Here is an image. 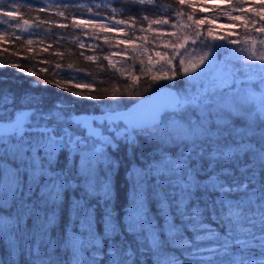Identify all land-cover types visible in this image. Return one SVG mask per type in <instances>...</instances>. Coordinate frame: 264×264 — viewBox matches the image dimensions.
<instances>
[{
    "label": "snow or ice",
    "instance_id": "obj_1",
    "mask_svg": "<svg viewBox=\"0 0 264 264\" xmlns=\"http://www.w3.org/2000/svg\"><path fill=\"white\" fill-rule=\"evenodd\" d=\"M0 52V264H264V0H0Z\"/></svg>",
    "mask_w": 264,
    "mask_h": 264
},
{
    "label": "trees",
    "instance_id": "obj_2",
    "mask_svg": "<svg viewBox=\"0 0 264 264\" xmlns=\"http://www.w3.org/2000/svg\"><path fill=\"white\" fill-rule=\"evenodd\" d=\"M32 2L36 3L38 2V0H32ZM69 11H71V9ZM72 39L73 38L70 35H66L65 37V41H64L65 55L62 60L65 66V71L60 76H57L55 74V70L53 69V71H50L49 73H46V74L39 73L36 76L29 77L26 74L19 75L18 70L12 69L10 67H6L2 70V73L6 74V77H7L6 86L13 88L17 91H29L35 88V85L33 83H30V81H36V82H39L41 85H43L45 80H48V79L56 80V79H60L63 75H70L71 73L67 69L68 64H73L75 66H80L82 64V61L78 59L76 55H74ZM25 55H28V54L25 53ZM47 58L53 64L57 61V58L54 56H51L50 54H47ZM16 59L17 57H13L8 53L0 52V64L8 65ZM220 59L223 60L224 56L221 55ZM22 63H23V67L25 68V71H31L34 68L40 67V65H38L36 61L34 60L24 61ZM85 67H86L87 72L90 73L89 79L95 80L97 82L102 81L103 87L107 88L109 91L111 90L115 82L110 80L109 75L107 73H99L98 70L92 65H85ZM182 86H183L182 82L178 83V87H182ZM38 91H42L46 99L48 100L58 99L60 101H63L66 104L74 102L77 104L78 107H83V106H86L92 103L84 99H77V98L71 97L67 93L60 92L51 86H49L46 89H41ZM78 91H80L82 94H87L88 92V90L86 89H79ZM101 95H104V93H101ZM0 114H2V106H0Z\"/></svg>",
    "mask_w": 264,
    "mask_h": 264
}]
</instances>
